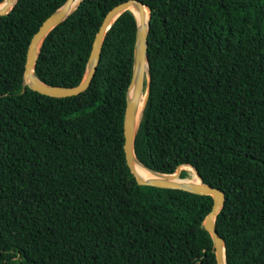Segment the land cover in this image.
I'll return each mask as SVG.
<instances>
[{
    "label": "trees",
    "instance_id": "trees-1",
    "mask_svg": "<svg viewBox=\"0 0 264 264\" xmlns=\"http://www.w3.org/2000/svg\"><path fill=\"white\" fill-rule=\"evenodd\" d=\"M65 1L17 0L0 16V264H216L202 225L212 197L139 186L126 164L129 9L107 30L86 90H23L29 41ZM122 1L81 0L44 38L34 75L80 83L104 15ZM139 1L150 85L135 157L164 174L190 164L221 189L226 264H264V0Z\"/></svg>",
    "mask_w": 264,
    "mask_h": 264
},
{
    "label": "water",
    "instance_id": "water-1",
    "mask_svg": "<svg viewBox=\"0 0 264 264\" xmlns=\"http://www.w3.org/2000/svg\"><path fill=\"white\" fill-rule=\"evenodd\" d=\"M16 1L17 0H2L0 2V16L7 14L12 9ZM80 1L81 0H66L59 8H57L42 22L38 30L31 37L27 47L24 64L22 79L23 90H25L26 87H29L30 89L41 94L53 97L76 95L86 90L95 74L101 53L102 43L107 30L122 12L127 9L132 12V10L129 8L131 4L138 5L139 19L132 12L136 19V36L134 44L132 75L127 90V101L123 120V150L126 164L131 174L134 176L137 185L139 186L150 185L162 188L180 189L195 194L210 195L212 197V206L210 211L205 215L202 225L212 239L216 264H226L223 239L215 227L216 215L221 210L225 200L224 192L217 187L205 184L197 170L190 164L184 165L190 166L193 169L195 175L198 178V182L187 181L185 178L180 177V171L184 165L178 166L175 172L172 174L159 173L143 165L140 161H138L134 154L133 141L140 121L141 112L148 96L150 85V72L147 64V33L150 14L148 8L141 1H122L111 7L104 15L93 38L85 73L80 83L71 87L49 85L40 81L34 75L33 67L44 38L53 27L65 20L77 8ZM144 7H146L148 10V17L145 25L141 23ZM145 64L146 68H144ZM143 92H145L144 95ZM142 95L144 96V101L140 116L138 120H136V110ZM136 162L144 166L150 172L158 175V177L151 178L149 180L142 179L136 171Z\"/></svg>",
    "mask_w": 264,
    "mask_h": 264
},
{
    "label": "bare ground",
    "instance_id": "bare-ground-1",
    "mask_svg": "<svg viewBox=\"0 0 264 264\" xmlns=\"http://www.w3.org/2000/svg\"><path fill=\"white\" fill-rule=\"evenodd\" d=\"M132 12L136 15V17L139 19V8H138V5L136 4H131L130 7H129ZM147 17H148V10L146 7H144L143 9V15H142V19H141V23L143 25L146 24L147 22ZM144 68H146V64L144 65ZM143 101H144V96L142 95L141 99H140V102L138 104V107H137V110H136V120H138L139 116H140V112H141V108H142V105H143ZM135 166H136V171L138 172V174L140 175V177L144 180H149L151 178H156L158 177V175L150 172L148 169H146L144 166H142L141 164L139 163H135ZM186 166L187 168L191 169L193 171V169L190 167V166H187V165H184ZM193 173V172H192ZM187 181H191V182H198V178L197 176L195 175V173H193V175L189 178H186ZM225 264V263H224Z\"/></svg>",
    "mask_w": 264,
    "mask_h": 264
},
{
    "label": "rangeland",
    "instance_id": "rangeland-1",
    "mask_svg": "<svg viewBox=\"0 0 264 264\" xmlns=\"http://www.w3.org/2000/svg\"><path fill=\"white\" fill-rule=\"evenodd\" d=\"M144 93L145 92H143V95H144ZM181 170H185L187 172V175H186L185 179L191 177L193 175V173H194V171H192L191 169L187 168L186 166H182Z\"/></svg>",
    "mask_w": 264,
    "mask_h": 264
}]
</instances>
